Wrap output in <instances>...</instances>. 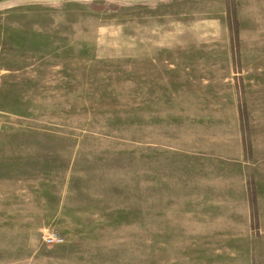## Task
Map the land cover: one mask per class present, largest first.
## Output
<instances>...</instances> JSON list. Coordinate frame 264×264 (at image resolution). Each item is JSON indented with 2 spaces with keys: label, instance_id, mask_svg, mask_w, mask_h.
<instances>
[{
  "label": "rangeland",
  "instance_id": "1",
  "mask_svg": "<svg viewBox=\"0 0 264 264\" xmlns=\"http://www.w3.org/2000/svg\"><path fill=\"white\" fill-rule=\"evenodd\" d=\"M0 264H264V0H0Z\"/></svg>",
  "mask_w": 264,
  "mask_h": 264
},
{
  "label": "built area",
  "instance_id": "2",
  "mask_svg": "<svg viewBox=\"0 0 264 264\" xmlns=\"http://www.w3.org/2000/svg\"><path fill=\"white\" fill-rule=\"evenodd\" d=\"M45 239L48 242H58V241H61L62 240L61 236L57 232H50V233H48L46 235Z\"/></svg>",
  "mask_w": 264,
  "mask_h": 264
}]
</instances>
